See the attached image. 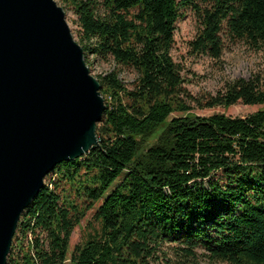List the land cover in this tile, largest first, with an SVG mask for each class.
<instances>
[{
	"label": "trees",
	"instance_id": "obj_1",
	"mask_svg": "<svg viewBox=\"0 0 264 264\" xmlns=\"http://www.w3.org/2000/svg\"><path fill=\"white\" fill-rule=\"evenodd\" d=\"M79 43L116 68L96 76L106 101L100 147L57 165L24 210L6 264H264V110L175 116L264 104V73L227 80L208 98L185 87L177 22L190 9L191 52L226 41L264 51V0H65ZM136 74L133 87L119 70ZM95 210L70 254L71 238Z\"/></svg>",
	"mask_w": 264,
	"mask_h": 264
},
{
	"label": "water",
	"instance_id": "obj_2",
	"mask_svg": "<svg viewBox=\"0 0 264 264\" xmlns=\"http://www.w3.org/2000/svg\"><path fill=\"white\" fill-rule=\"evenodd\" d=\"M105 110L64 9L54 0H0V264L47 175L100 147Z\"/></svg>",
	"mask_w": 264,
	"mask_h": 264
},
{
	"label": "rangeland",
	"instance_id": "obj_3",
	"mask_svg": "<svg viewBox=\"0 0 264 264\" xmlns=\"http://www.w3.org/2000/svg\"><path fill=\"white\" fill-rule=\"evenodd\" d=\"M58 6H61L66 15L67 22L72 30L75 39L79 42L78 29L76 22L77 15L71 6L65 4V0H54ZM198 31V23L194 13L190 10H183L181 18L177 22L175 35V45L172 50L176 62L182 66V74L185 78V87L188 92L198 98H208L216 94L227 80L240 77L249 78L254 72L264 73V51H256L249 48L243 42L232 43L227 40L223 57L220 60H214L208 55L193 54L189 42L195 37ZM92 74L110 72L116 68L113 61H105L97 57H90L88 65ZM120 78L128 87H133L136 74L130 70H119ZM259 110H264V104L248 105L242 102L231 106L201 107L192 103V109L188 112H175L172 117L197 115L210 116L215 113H224L228 116L245 117ZM49 182L46 177L45 183ZM95 210L87 213V216L78 226L71 238L70 254L88 230L89 222L93 219ZM200 264H228L223 262L212 263L205 259Z\"/></svg>",
	"mask_w": 264,
	"mask_h": 264
}]
</instances>
